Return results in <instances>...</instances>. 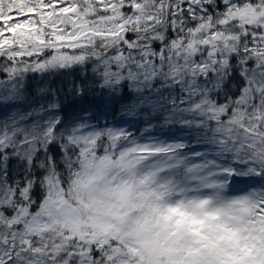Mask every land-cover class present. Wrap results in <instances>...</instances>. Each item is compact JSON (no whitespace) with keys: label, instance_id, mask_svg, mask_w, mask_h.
Listing matches in <instances>:
<instances>
[{"label":"snow or ice","instance_id":"snow-or-ice-1","mask_svg":"<svg viewBox=\"0 0 264 264\" xmlns=\"http://www.w3.org/2000/svg\"><path fill=\"white\" fill-rule=\"evenodd\" d=\"M0 264H264V0H0Z\"/></svg>","mask_w":264,"mask_h":264},{"label":"trees","instance_id":"trees-1","mask_svg":"<svg viewBox=\"0 0 264 264\" xmlns=\"http://www.w3.org/2000/svg\"><path fill=\"white\" fill-rule=\"evenodd\" d=\"M141 127H142V125H141Z\"/></svg>","mask_w":264,"mask_h":264}]
</instances>
